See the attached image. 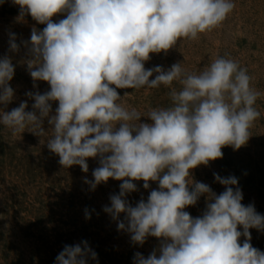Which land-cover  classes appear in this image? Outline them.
<instances>
[{
	"label": "clouds",
	"instance_id": "obj_1",
	"mask_svg": "<svg viewBox=\"0 0 264 264\" xmlns=\"http://www.w3.org/2000/svg\"><path fill=\"white\" fill-rule=\"evenodd\" d=\"M12 3L21 17L30 15L46 25L33 27L30 41L21 42L27 49L22 63L34 88L44 81L50 90L25 94L34 101L32 111H26L27 101L11 111L0 109V124L13 135L29 128L39 137L50 131L47 148L63 168L78 165L87 173L88 159H98L93 180L84 181L92 191L109 179L121 181L119 193L110 196L103 211L117 222L118 231L130 234L133 244L142 246L148 237L160 241L147 257L135 253L134 264H264V252L252 246L249 231H264V215L242 203L238 178L214 173L225 189L216 194L192 177L193 169L223 158L224 147L238 150L251 137L261 93L251 87L247 69L224 57L199 75L186 73L180 62L167 71L145 68L151 54L167 53L182 38L195 40L218 27L235 8L233 0ZM60 14L65 18L54 22ZM9 35V50L19 52L16 35ZM14 74L12 58H0V105L14 99ZM174 81L182 88L170 91L171 107L142 116L120 103L117 89L171 87ZM53 102H58L54 114ZM141 117L151 123L140 122ZM136 181H143L144 189L156 182L158 189L133 206L127 196L138 191ZM201 196L206 209L192 217L185 209ZM85 217L91 218L87 209ZM89 258L96 260L97 253L82 241L65 245L55 264H87Z\"/></svg>",
	"mask_w": 264,
	"mask_h": 264
},
{
	"label": "rangeland",
	"instance_id": "obj_2",
	"mask_svg": "<svg viewBox=\"0 0 264 264\" xmlns=\"http://www.w3.org/2000/svg\"><path fill=\"white\" fill-rule=\"evenodd\" d=\"M235 8L227 18L211 31L198 34L190 40L182 38L167 53L151 54L145 63L150 69L161 66L167 71L180 62L186 73L199 75L217 57L238 62L247 69L251 87L260 92L255 107L260 117L250 128L248 142L234 150L224 147L223 158L211 161L192 170L196 181L208 184L220 194L225 189L214 179V173L221 177L235 176L242 190L244 205H254L264 215V0H233ZM64 14L53 17L54 22L63 19ZM46 25L38 24L30 15L20 16L18 5L12 0L0 3V58H12L15 74L10 81L15 96L3 111H11L22 101H27L26 111H32L34 101L25 94L50 90L47 82H36L33 87L26 65L27 49L21 43L30 41L33 27L42 30ZM10 33L16 35L20 50H9ZM155 74L150 79H154ZM181 90L182 85L174 81L171 87L117 89L122 97L120 103L128 109H137L142 116L158 108L172 106L170 91ZM128 93L127 96H124ZM58 102L52 103L53 114ZM142 123H151L141 117ZM45 130L49 125L44 122ZM26 129L13 135L11 130L0 124V264H55L57 255L65 245L87 241L97 253V259H88L87 264H134V255L139 252L147 257L158 249L160 241L148 237L146 242L136 245L130 234L118 231L117 222L103 211L110 206V196L119 193L121 181L109 179L92 191L84 181L93 180L92 172L99 166L98 159H88V172L80 166L63 168L59 157L49 151L44 136H37ZM191 179V178H189ZM138 191L127 196L133 206L141 199L147 200L151 190L158 189V183L150 182V188H143V181H136ZM88 210L90 219L85 217ZM206 209V198L201 196L195 206L185 211L192 217L201 216ZM124 216L121 214L120 219ZM242 231V228L240 229ZM251 244L264 252V231L250 229ZM244 237L240 238L241 244Z\"/></svg>",
	"mask_w": 264,
	"mask_h": 264
}]
</instances>
